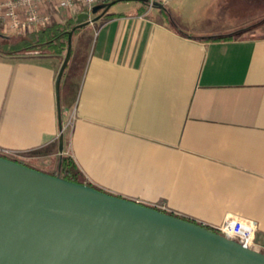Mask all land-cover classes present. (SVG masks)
<instances>
[{"label": "crops", "instance_id": "crops-1", "mask_svg": "<svg viewBox=\"0 0 264 264\" xmlns=\"http://www.w3.org/2000/svg\"><path fill=\"white\" fill-rule=\"evenodd\" d=\"M118 5L74 37L81 53L59 88L62 154L111 194L209 227L253 220L264 250V30L247 18L224 33L181 31L162 6ZM61 60L0 52V151L59 162Z\"/></svg>", "mask_w": 264, "mask_h": 264}, {"label": "water", "instance_id": "water-1", "mask_svg": "<svg viewBox=\"0 0 264 264\" xmlns=\"http://www.w3.org/2000/svg\"><path fill=\"white\" fill-rule=\"evenodd\" d=\"M91 14H76V26ZM71 36L56 76L59 154V88ZM0 264H264V252L200 222L0 156Z\"/></svg>", "mask_w": 264, "mask_h": 264}, {"label": "trees", "instance_id": "trees-1", "mask_svg": "<svg viewBox=\"0 0 264 264\" xmlns=\"http://www.w3.org/2000/svg\"><path fill=\"white\" fill-rule=\"evenodd\" d=\"M118 1L122 0H112L108 2H104L102 4L103 7L100 10L106 11L108 7ZM140 5L137 7V13L146 12V2L144 0H139ZM164 17L169 19L173 23V29H178L181 31H185L186 29L181 26L178 19L169 15L167 10H163ZM75 15H71L67 18L57 17L53 20L51 24H48L43 27L34 28L24 34H6L8 37H0V52L4 54H20V55H28V54H56L62 56V60L66 53L67 44H68V32L72 31V47L71 52L64 69L63 75L68 69V67H72L73 64L77 66L78 55L81 53V50L78 48L74 51L73 49V40L77 32L80 30L82 26H76L75 24ZM220 38V37H218ZM61 60V62H62ZM61 64V63H60ZM60 67V66H59ZM0 156L6 157L8 159L17 161L19 163L25 164L27 166L42 170L44 172L50 173L52 175H56L57 173L60 177L78 183L85 184L91 186L93 188L105 191L92 182L88 181L81 173L74 159L68 154H61L59 157L58 167L51 171H45L36 166L31 165L30 163L24 161V159L19 158L18 156L12 153H5L0 151ZM107 192V191H105ZM152 206L161 211L179 216L171 211H167L161 207ZM182 217V216H181ZM185 218V217H183ZM188 219V218H187ZM209 227V226H208ZM211 230L216 231L213 227H209ZM262 252L264 250L258 249Z\"/></svg>", "mask_w": 264, "mask_h": 264}, {"label": "built area", "instance_id": "built-area-1", "mask_svg": "<svg viewBox=\"0 0 264 264\" xmlns=\"http://www.w3.org/2000/svg\"><path fill=\"white\" fill-rule=\"evenodd\" d=\"M108 1L112 0H0V32L24 34L34 28L51 24L57 17L61 18L64 11L72 15L82 11L91 14L95 5ZM144 1L149 10L155 0ZM213 228L228 238L236 239L244 247L255 248L253 220L226 215Z\"/></svg>", "mask_w": 264, "mask_h": 264}, {"label": "rangeland", "instance_id": "rangeland-1", "mask_svg": "<svg viewBox=\"0 0 264 264\" xmlns=\"http://www.w3.org/2000/svg\"><path fill=\"white\" fill-rule=\"evenodd\" d=\"M253 1L252 5L241 6L244 3L242 0H170L167 4H164L165 0H161L151 8L153 13H159V7L162 6L169 15L179 20L181 26L195 33H224L227 29L239 28L241 22L247 18L252 25L251 31L264 30V0ZM114 4H119L120 9H127L140 3L138 0H122ZM87 46H89L88 40L83 44L84 50ZM55 160L54 158L49 166L44 165L43 161L37 164L30 163L42 169L53 170L56 165L58 167V162L56 164Z\"/></svg>", "mask_w": 264, "mask_h": 264}]
</instances>
